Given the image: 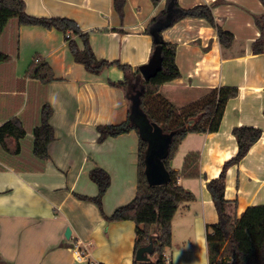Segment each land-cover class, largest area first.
<instances>
[{"label":"crops","instance_id":"crops-1","mask_svg":"<svg viewBox=\"0 0 264 264\" xmlns=\"http://www.w3.org/2000/svg\"><path fill=\"white\" fill-rule=\"evenodd\" d=\"M23 1L30 15L75 20L89 33L98 58L134 68L150 62L153 38L145 31L167 6V0L158 4L125 0L121 15L114 0ZM178 1L186 9L212 5L217 23L235 37L224 46L209 21L193 16L163 32L166 41L176 44L181 77L163 84L160 92L174 105L183 107L211 88L239 89L227 103L219 130L189 133L178 150L187 145L181 168L176 157L171 161V167L181 171L187 157L195 154L199 170L196 176L179 177L195 199L182 203L173 217L166 264H210L207 234L219 215L207 184L237 154L236 127L260 128L262 136L240 163L228 169L225 197L237 201L238 216L250 206L264 204V32L255 19L264 15V4L261 0ZM72 39L79 49L85 47L80 36ZM0 53L8 55L0 63V125L17 118L27 131L21 154L13 155L0 145V264H91L77 259V247H87L88 259L99 264H134L135 221L107 218L136 197L139 135L131 131L98 140L99 125L118 124L128 117L126 89L110 83L123 81L124 72L112 66L91 73L76 62L63 31L20 25L17 20L0 34ZM39 55L54 70L55 79L49 83L30 73ZM46 103L53 108L50 122L55 139L49 145V159L43 160L33 154V130ZM96 167L111 176L102 210L78 197L98 194L90 178Z\"/></svg>","mask_w":264,"mask_h":264},{"label":"trees","instance_id":"trees-1","mask_svg":"<svg viewBox=\"0 0 264 264\" xmlns=\"http://www.w3.org/2000/svg\"><path fill=\"white\" fill-rule=\"evenodd\" d=\"M152 1L155 4L160 2ZM261 2L264 4V0ZM114 3L117 11L123 15L125 0H114ZM172 3L173 8L169 11L168 6ZM187 16L209 21L217 29L222 45L228 46L234 41V34L217 23L212 5L186 9L178 0H167V6L150 21L145 31L153 38L151 58L157 49H160L162 58L161 68L154 76L145 80L141 75L142 66L134 68L129 64L98 58L89 43V33L83 32L75 20L67 17L33 16L25 11L23 0H0V34L11 20H17L20 25L56 28L66 35L71 34L67 39L74 58L89 72L100 74L112 66H117L124 72L123 81L110 83L126 89L130 103L128 117L118 124L99 125L98 140L102 142L109 137L131 131H136L139 135L136 197L130 203L117 208L107 218L113 221H135V254L140 247L148 245L151 236L156 233L153 239L154 252L150 259L135 260L134 264H166V252L172 245L173 217L182 203L195 199L193 192L179 183V177L183 174L196 176L199 170L195 154L187 157L181 171L171 167V161L189 133L218 131L228 101L239 94V89L234 86L211 88L201 98L177 107L160 92L163 84L181 77L176 62V44L166 41L163 32ZM255 19L264 32V15L256 16ZM72 36H80L85 47L79 49ZM7 59V54L0 53V63ZM30 73L42 83L55 79L52 66L41 55L33 60ZM52 114V106L49 103L44 104L41 121L33 130V154L43 160L49 159V145L55 139L54 128L50 122ZM233 133L238 142L237 154L225 162L220 176L207 184L219 215V222L210 226L207 234L209 261L210 264H264V204L250 206L238 216L237 201L225 197L228 169L240 163L249 153L251 147L261 138L262 130L253 126H239L234 128ZM26 135L23 123L17 118H11L0 125V145L13 155L21 154L22 140ZM149 141L153 142V146H165L162 160L171 179L162 185H150L146 177V151ZM90 178L97 184L98 194L94 197L78 194V197L94 202L102 210L103 197L111 185V176L104 168L96 167L91 170ZM152 257L156 258L153 260Z\"/></svg>","mask_w":264,"mask_h":264},{"label":"water","instance_id":"water-1","mask_svg":"<svg viewBox=\"0 0 264 264\" xmlns=\"http://www.w3.org/2000/svg\"><path fill=\"white\" fill-rule=\"evenodd\" d=\"M173 8V3L168 6L169 11ZM162 58L161 51L157 49L154 56L151 58L148 64L141 67V75L145 80H148L161 68ZM138 106V103L135 104ZM145 124V122H144ZM165 153V146L156 145L153 146V142L149 141L148 148L146 151V177L150 185H162L170 181L171 176L167 170L162 157ZM66 236H71V229L67 228ZM156 237V233L150 238V243L148 245L142 246L137 250L136 260L146 261L150 259V255L154 252L153 239Z\"/></svg>","mask_w":264,"mask_h":264},{"label":"built area","instance_id":"built-area-1","mask_svg":"<svg viewBox=\"0 0 264 264\" xmlns=\"http://www.w3.org/2000/svg\"><path fill=\"white\" fill-rule=\"evenodd\" d=\"M67 38H70L71 35L68 33L67 35ZM88 255H89V249L87 247H77L76 248V257L78 260H88L91 264H99L97 262H94V261H90L88 259Z\"/></svg>","mask_w":264,"mask_h":264},{"label":"rangeland","instance_id":"rangeland-1","mask_svg":"<svg viewBox=\"0 0 264 264\" xmlns=\"http://www.w3.org/2000/svg\"><path fill=\"white\" fill-rule=\"evenodd\" d=\"M178 154L175 156L176 157V166L180 167L183 164V160H184V156L188 153L187 150V145H184L179 152H177Z\"/></svg>","mask_w":264,"mask_h":264}]
</instances>
